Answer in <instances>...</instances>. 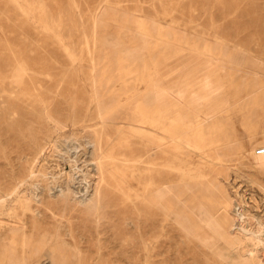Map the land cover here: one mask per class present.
Returning a JSON list of instances; mask_svg holds the SVG:
<instances>
[{
  "label": "rangeland",
  "instance_id": "1",
  "mask_svg": "<svg viewBox=\"0 0 264 264\" xmlns=\"http://www.w3.org/2000/svg\"><path fill=\"white\" fill-rule=\"evenodd\" d=\"M157 66L212 83L222 142L153 158L131 106L101 120ZM260 147L264 0H0V264H264Z\"/></svg>",
  "mask_w": 264,
  "mask_h": 264
},
{
  "label": "bare ground",
  "instance_id": "2",
  "mask_svg": "<svg viewBox=\"0 0 264 264\" xmlns=\"http://www.w3.org/2000/svg\"><path fill=\"white\" fill-rule=\"evenodd\" d=\"M119 41V40H118ZM191 49V48H190ZM194 49V48H192ZM195 50V49H194ZM199 50V49H198ZM209 50V49H208ZM181 51V50H180ZM126 52V51H125ZM196 52V51H195ZM177 53V52H176ZM181 53V52H180ZM199 53V52H198ZM113 54V53H112ZM149 54V53H148ZM178 54V53H177ZM195 54V53H194ZM172 55V54H170ZM191 55V54H190ZM193 55V54H192ZM211 56V54H209ZM199 56V55H198ZM128 59L131 61L135 62L136 56L134 53L130 51V54H128ZM156 57V56H155ZM188 57H190L188 55ZM194 57V56H193ZM192 57V58H193ZM204 57V56H203ZM209 57V56H208ZM233 57V56H232ZM196 58V57H194ZM205 58V57H204ZM214 58V57H213ZM190 59V58H189ZM198 59V58H197ZM206 59V58H205ZM211 59V58H210ZM216 59V58H215ZM231 59V58H230ZM229 59V60H230ZM207 61V59H206ZM210 61V60H209ZM208 61V63H209ZM212 61V60H211ZM233 61V60H232ZM191 62V59L190 61ZM195 62V61H194ZM237 62V61H236ZM239 62V60H238ZM218 63V62H217ZM206 64V63H205ZM210 64V63H209ZM214 64V63H213ZM231 64V63H230ZM236 64V63H235ZM200 65V64H199ZM219 65V64H217ZM232 65V64H231ZM234 65V64H233ZM198 66V64H197ZM203 66V65H202ZM207 66V65H205ZM204 66V67H205ZM230 67V65H228ZM140 67V66H139ZM201 67V66H200ZM199 67V68H200ZM225 67V66H224ZM233 67V66H232ZM120 68V67H119ZM151 68V67H150ZM190 68V67H189ZM193 68V67H192ZM235 68V66H234ZM238 68V67H237ZM198 70V69H196ZM234 70V69H233ZM235 70H237L235 68ZM234 70V71H235ZM154 75L150 76L148 73L147 75H144L141 79H137L136 82L132 87H130L128 90H123L121 93L123 95H126V99L123 100L124 102H113L111 103L109 101L108 103H103L104 105H101L99 103V116L101 120L109 121L111 122L112 116H114L117 112L120 111L122 106H131L132 111L135 112V114H138V121L137 122V129L139 131V139L143 141V144L146 146L147 152L150 151V155L153 158H157L160 155L168 156L169 151L171 146H179V147H187L193 149L194 151H201V153H206L205 151L203 152L204 149L212 147L214 144H219L222 142V140L217 136V131H218V126L216 125L217 122H213L212 118L213 116L210 114L208 110V105L212 104L215 106L214 97L213 94L215 93L214 88L212 87V83L210 82H203L199 86H194L192 84V80L188 81V84L186 88H184V92L182 91H175L171 88H166L163 85V76L164 73L160 67H156L154 70ZM239 71V70H238ZM197 72V71H196ZM232 72V71H231ZM236 72V71H235ZM120 73V72H119ZM143 73V72H142ZM175 73V72H174ZM121 74V73H120ZM142 75V74H141ZM171 75V74H170ZM190 77V76H189ZM166 78V77H165ZM164 78V79H165ZM190 79V78H189ZM205 79V78H204ZM203 79V80H204ZM186 81V80H185ZM212 81V80H211ZM195 82V81H194ZM213 82V81H212ZM97 83V82H96ZM167 83V81L165 82ZM200 83V82H199ZM136 85L141 84L143 87L140 90L136 89ZM196 84V83H194ZM228 84V83H227ZM230 84V82H229ZM228 84V85H229ZM233 86V85H229ZM225 88L226 85H225ZM243 89V88H242ZM241 89V90H242ZM245 89V88H244ZM227 90V89H226ZM234 90V89H232ZM238 90V89H237ZM231 91V90H230ZM245 91V90H243ZM226 92V91H225ZM232 92V91H231ZM230 92V93H231ZM236 92V91H235ZM234 92V93H235ZM238 93V92H237ZM245 93V92H243ZM226 94V93H225ZM229 95V94H228ZM227 95V96H228ZM234 95V94H233ZM232 95V96H233ZM249 95V94H248ZM235 96H237L235 94ZM216 97V94H215ZM238 97V96H237ZM240 97V96H239ZM242 97V96H241ZM122 98V96H121ZM236 98V97H235ZM244 98V96L242 97ZM98 99V98H97ZM116 99V98H115ZM216 99V98H215ZM221 98L218 100L220 101ZM226 99V98H225ZM233 99V98H232ZM238 99V98H237ZM121 100V99H120ZM119 101V100H118ZM222 101V100H221ZM227 101V100H226ZM229 101V100H228ZM240 101V100H239ZM100 102V101H99ZM102 102V101H101ZM235 102V99H234ZM225 103V101H224ZM229 103V102H228ZM237 103V102H236ZM231 104V103H229ZM234 105V103H233ZM96 106V105H95ZM228 106V105H227ZM216 107V106H215ZM225 107V106H224ZM230 107V106H229ZM239 107V106H238ZM220 109V107H219ZM124 110V109H123ZM134 110V111H133ZM222 110H225L226 112V107L225 109L222 108ZM238 111H241V109H237ZM127 111V110H126ZM215 112V111H214ZM211 112V113H214ZM221 112V111H220ZM228 112V111H227ZM121 114V113H120ZM119 114V115H120ZM128 114V113H127ZM218 114V113H216ZM123 115V114H122ZM220 115V114H219ZM120 117V116H119ZM124 118V115L122 116ZM250 117V116H248ZM114 118V117H113ZM121 118V117H120ZM122 118V119H123ZM220 118V117H219ZM251 118V117H250ZM137 119V118H136ZM221 119V118H220ZM249 119V118H248ZM121 120V119H120ZM127 120V119H126ZM211 120L210 122H208ZM250 120V119H249ZM248 120V121H249ZM105 121V122H107ZM132 121V120H129ZM219 121V120H218ZM243 121V120H241ZM208 122V123H207ZM101 123V122H100ZM117 123V122H116ZM119 123V122H118ZM128 123V122H127ZM212 125H211V124ZM248 123V122H247ZM125 124V123H124ZM130 124V123H129ZM209 124V125H207ZM214 124V125H213ZM218 124V123H217ZM221 124V123H220ZM250 124V123H248ZM100 125V124H99ZM102 125V124H101ZM105 125V124H104ZM211 125V126H210ZM230 125V124H229ZM243 125V124H242ZM124 126V125H122ZM222 126V125H221ZM231 126V125H230ZM109 127V126H108ZM112 127V125H111ZM116 127V125H115ZM131 129V128H130ZM220 129V128H219ZM226 129V128H225ZM230 129V127L228 128ZM133 131V130H132ZM224 131V130H223ZM226 131V130H225ZM237 131V130H236ZM230 132V131H229ZM222 133V132H221ZM103 134V133H102ZM223 134V133H222ZM221 134V135H222ZM230 134V133H229ZM210 136V137H209ZM221 137V136H220ZM236 138V137H235ZM230 141V138H227ZM237 139V138H236ZM140 141V140H139ZM225 141V139H224ZM223 141V142H224ZM228 142V141H227ZM237 142V141H236ZM230 143V142H229ZM232 143V142H231ZM227 145V144H226ZM101 146V145H100ZM224 146V145H223ZM230 145L229 147H231ZM235 146V145H234ZM233 146V147H234ZM236 147V146H235ZM215 148V147H214ZM224 148V147H223ZM229 148V149H230ZM178 149V148H177ZM218 149V148H216ZM227 149V147H225ZM236 149V148H235ZM172 150V149H171ZM176 150V149H175ZM182 150V148H181ZM207 150V149H206ZM210 150H214L213 148ZM222 150V147H221ZM220 150V152H221ZM240 150V149H239ZM188 151V152H189ZM209 151V149H208ZM216 151V150H214ZM213 151V152H214ZM218 151V150H217ZM225 151V150H224ZM255 151V147H251L249 153L252 154ZM185 152V151H184ZM183 152V153H184ZM182 153V152H181ZM199 153V152H198ZM219 153V152H218ZM38 154V153H37ZM42 154V153H41ZM191 154V153H190ZM197 154V153H196ZM200 154V153H199ZM210 154V153H208ZM228 154V153H227ZM185 155V154H184ZM218 155V154H217ZM180 156V155H179ZM190 156V155H189ZM200 156V155H199ZM207 156V155H206ZM209 156V155H208ZM207 156V157H208ZM215 156V155H214ZM213 156V157H214ZM221 156V155H220ZM255 156V155H254ZM150 157V156H149ZM201 157V156H200ZM205 157V161L206 158ZM225 157V156H224ZM230 157V156H229ZM257 157V156H256ZM163 158V157H162ZM187 159V157H185ZM184 158V160H185ZM190 158V157H189ZM202 158V157H201ZM204 158V157H203ZM203 158L201 160H203ZM252 158V157H251ZM258 158V157H257ZM141 159V158H140ZM208 159V158H207ZM211 159V158H209ZM218 160L219 158H215ZM160 158L158 159V161ZM183 160V161H184ZM191 160V158H190ZM259 160V158H258ZM157 161V162H158ZM257 161V160H256ZM264 161V160H262ZM155 162V161H154ZM187 162V161H186ZM194 162V161H193ZM197 163V161H195ZM194 162V163H195ZM217 162V161H216ZM224 162V160H223ZM226 162V161H225ZM185 163V162H183ZM190 163V162H189ZM187 163V164H189ZM192 163V162H191ZM192 163V164H194ZM200 163V162H199ZM204 163V162H203ZM218 163V162H217ZM222 163V162H221ZM262 163V162H261ZM99 164V163H98ZM152 164V163H151ZM168 164V163H167ZM170 164V163H169ZM206 164V163H205ZM212 165L211 163H209ZM206 164V165H209ZM220 164V163H219ZM228 164V163H227ZM161 165V163L159 164ZM164 165V163H163ZM191 165V164H190ZM202 165V164H201ZM99 169L102 172L103 166L100 163ZM188 166V165H187ZM257 166V165H256ZM167 167V166H166ZM180 167V166H179ZM191 167V166H190ZM169 168V167H168ZM189 168V166H188ZM196 168V167H195ZM198 168V165H197ZM120 169V168H119ZM176 169V168H175ZM46 170V169H45ZM150 170V169H149ZM148 170V171H149ZM154 170V168H153ZM189 170H191L189 168ZM201 170V169H199ZM144 171V170H143ZM146 170V172H148ZM198 172V170H196ZM151 172V171H150ZM191 172V171H189ZM194 172V171H192ZM200 172V171H199ZM158 171H156V174ZM203 173V172H202ZM143 174V172H142ZM151 174V173H149ZM195 174H197L195 172ZM170 175V174H169ZM222 175V174H221ZM43 176V175H42ZM204 176V175H203ZM203 176H201L203 178ZM167 177V176H166ZM199 177V179L201 178ZM206 177V176H204ZM102 179V177H101ZM149 179V178H148ZM151 180V179H150ZM202 180V179H201ZM204 180V179H203ZM179 182V181H178ZM204 182V181H203ZM150 183V182H149ZM215 183V182H214ZM178 184V183H177ZM142 185V184H141ZM140 185V186H141ZM218 186V185H217ZM157 187V186H156ZM165 187V186H164ZM216 187V185H215ZM186 189V188H185ZM205 191V190H204ZM220 191V189H219ZM68 192V191H67ZM180 192V191H179ZM190 192V191H189ZM237 192V191H236ZM143 193V192H141ZM184 193V192H183ZM208 193V192H207ZM140 194V193H139ZM229 194V193H228ZM144 197V196H143ZM191 197V196H190ZM222 197V196H221ZM228 198V196H227ZM229 199V198H228ZM225 199L224 208L229 212L230 209H232V205L230 204L231 202ZM239 199V198H238ZM243 199V198H242ZM152 202H156L157 199L153 196L152 197ZM30 201V200H29ZM25 203V202H24ZM168 203V202H167ZM185 203V202H184ZM155 205V204H154ZM166 205V204H165ZM171 205V204H170ZM179 205V204H178ZM246 205V204H245ZM157 206V205H156ZM28 207V206H27ZM193 207V206H192ZM174 208V207H173ZM186 208V207H185ZM149 209V208H148ZM257 209V208H256ZM171 210V209H169ZM196 210V209H195ZM168 211V210H167ZM225 211V209H224ZM231 211V210H230ZM181 212V211H180ZM211 214V213H210ZM231 215V213H230ZM234 215V214H233ZM248 215V214H247ZM183 217V216H182ZM253 218V217H252ZM215 219V218H214ZM234 219V218H233ZM226 221V220H225ZM256 221V220H255ZM229 223V222H228ZM23 224V222H22ZM21 224V225H22ZM210 224V223H207ZM7 226V225H6ZM194 227V226H193ZM208 227H211L208 225ZM18 228V227H17ZM20 229V228H18ZM27 229V227H26ZM23 229V230H26ZM227 229V228H225ZM14 230V229H13ZM17 230V229H16ZM21 230V229H20ZM182 230V229H181ZM194 231V230H193ZM222 233V232H221ZM230 233V232H229ZM244 233V232H243ZM204 234V233H203ZM30 235V234H28ZM31 236V235H30ZM29 236V238H30ZM23 237H25L23 235ZM27 237V236H26ZM201 237V236H200ZM216 237V236H215ZM51 240V239H50ZM58 240V239H57ZM46 241V240H45ZM45 241L43 242L45 245ZM54 241V240H53ZM56 241V240H55ZM61 241V240H60ZM38 242V240H37ZM52 242V241H51ZM235 242V241H234ZM239 242V241H238ZM237 242V243H238ZM61 243V242H60ZM69 243V242H68ZM260 243V242H259ZM64 244V243H63ZM66 244V243H65ZM257 244V243H256ZM1 245V244H0ZM226 245V244H225ZM52 246V245H51ZM35 247V246H34ZM61 247V246H60ZM65 247V246H64ZM3 248V247H2ZM261 248V247H260ZM60 249V248H59ZM70 249V248H69ZM146 249V248H145ZM148 249V248H147ZM36 250V249H35ZM26 251V250H25ZM58 251V250H57ZM61 251V250H60ZM223 251V250H222ZM230 251V250H229ZM236 251V249H235ZM37 252V251H36ZM24 254V253H23ZM42 255V253H40ZM37 255V253H36ZM53 255V254H52ZM26 256V254L24 255ZM31 256V255H30ZM33 256V255H32ZM35 256V255H34ZM43 256V255H42ZM49 256V255H48ZM230 256V255H229ZM44 257V256H43ZM27 258V256H26ZM25 259V257H24ZM28 259V258H27ZM41 258L38 260L40 261ZM55 259V258H54ZM23 260V259H22ZM37 260V261H38ZM43 260V259H42ZM27 260H25L26 262ZM53 261V260H52ZM52 261H50L52 263ZM20 261H18L19 263ZM30 262V261H29ZM46 262V261H45ZM44 262V263H45ZM33 264L35 262H32ZM42 263V262H41ZM40 263V264H41ZM63 263V262H62ZM24 264V263H23ZM28 264V263H27Z\"/></svg>",
  "mask_w": 264,
  "mask_h": 264
},
{
  "label": "built area",
  "instance_id": "3",
  "mask_svg": "<svg viewBox=\"0 0 264 264\" xmlns=\"http://www.w3.org/2000/svg\"><path fill=\"white\" fill-rule=\"evenodd\" d=\"M257 153H258V154H264V147H260V148L257 150Z\"/></svg>",
  "mask_w": 264,
  "mask_h": 264
}]
</instances>
